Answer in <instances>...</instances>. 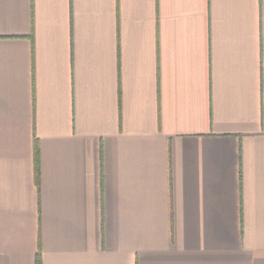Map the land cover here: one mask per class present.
Listing matches in <instances>:
<instances>
[{
    "label": "crops",
    "instance_id": "1",
    "mask_svg": "<svg viewBox=\"0 0 264 264\" xmlns=\"http://www.w3.org/2000/svg\"><path fill=\"white\" fill-rule=\"evenodd\" d=\"M38 253L264 264V0H0V264Z\"/></svg>",
    "mask_w": 264,
    "mask_h": 264
},
{
    "label": "trees",
    "instance_id": "2",
    "mask_svg": "<svg viewBox=\"0 0 264 264\" xmlns=\"http://www.w3.org/2000/svg\"><path fill=\"white\" fill-rule=\"evenodd\" d=\"M35 161H36V178H39V146L37 140L35 142ZM36 264H42L39 253L36 258Z\"/></svg>",
    "mask_w": 264,
    "mask_h": 264
}]
</instances>
